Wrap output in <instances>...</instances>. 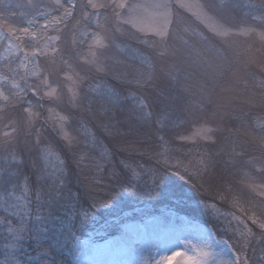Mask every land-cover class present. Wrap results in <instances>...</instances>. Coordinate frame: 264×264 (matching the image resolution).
<instances>
[{
    "label": "rangeland",
    "instance_id": "rangeland-1",
    "mask_svg": "<svg viewBox=\"0 0 264 264\" xmlns=\"http://www.w3.org/2000/svg\"><path fill=\"white\" fill-rule=\"evenodd\" d=\"M93 2L132 7L115 10L118 22L88 0H0V264H50L48 244L71 264H254L228 240L238 252L264 241V0ZM165 14L163 39L123 23ZM152 86L165 113L144 100ZM140 119L157 127L132 134ZM164 119L172 133L158 147ZM52 133L89 166L85 195L62 194L61 213L67 167ZM226 160L230 173L212 185Z\"/></svg>",
    "mask_w": 264,
    "mask_h": 264
},
{
    "label": "trees",
    "instance_id": "trees-1",
    "mask_svg": "<svg viewBox=\"0 0 264 264\" xmlns=\"http://www.w3.org/2000/svg\"><path fill=\"white\" fill-rule=\"evenodd\" d=\"M115 85L117 86V84H115ZM160 85H162V84H160ZM164 85L165 84L163 83L162 86H164ZM173 90L175 91V89H173ZM144 91H145V93L147 95L146 96V99H144V100L146 101V103L149 106V108L150 109H153V110H156V111H160L161 113H165V111H166L165 109H167V108H164L165 105H162L159 102H155L154 101V99H156L155 96H157V94L154 91H157V89L154 86H152V87H146L144 89ZM171 91L172 90L170 89V91L167 93L168 94L167 95L168 97H172L173 96V92H171ZM140 95L142 96L143 93L140 92ZM164 122H165V119L161 123V126L162 127H159L158 128V131H157V132L160 133V135H162L161 139H159L157 141H154L155 143H157L158 147L160 146L161 143H163V142L165 143V141H164L165 136L170 135V134H168L169 132L172 133V131H168L169 128L167 129L166 126H164ZM117 124L118 125H117L116 128H118L119 125L122 126L123 125V122L122 121H120V122L118 121ZM44 126H46L45 128H47L48 125H44ZM156 127H157V125L154 124L153 122H148L145 119L144 120L143 119H140L135 124V126L132 127L130 130H131V133L134 134V131L136 129H138V128H140V130H138V131H142V132L143 131H147V132H150L153 128H156ZM152 135L153 134H150L151 139H152ZM50 137H51V139H54L55 140L56 146L61 150V154L66 159V167L67 168H65V170L63 171L64 172V176H65V181H62L61 180L62 181L61 189H60L61 196H60L59 200L56 201V203H57V211H56V213H61L62 210L64 212L65 211H68V209H64V208L61 207V205L64 204V201H63V195L64 194H68V195L74 194L75 196H81V197L85 195L84 194L85 191L83 189V185H84V181H85V177L86 176H84L82 172H85V169L84 168H89V166L87 165L86 162L85 163L82 162V160L80 159L81 156L77 155V157H75L73 155V152H75V151L67 150L66 147H65V145H64V143H63V141L60 139V137L58 135L52 133ZM104 140H105L104 144L107 146L108 149L109 148L111 149V152L114 154V158H121V155H122V153L124 151L120 147H117L116 143L118 144L119 142H116L115 143L114 140H108V139H104ZM153 140H155V138ZM172 140H173V138H172ZM167 145L175 150V151H173L171 149V150H169L170 152H172V153L173 152H176L178 155H182V157L185 158V160L189 164H193V161H194V157L193 156L195 154L185 153V152H182V150L181 151L179 150V152H178L177 143L175 144V142H169V143H167ZM127 155L128 156L131 155L132 158L134 157L133 156V153H131V154L129 153ZM240 156H241V158L238 159V160H241V162L239 164L245 163V160L244 159L247 158V155L246 154L245 155L242 154ZM145 157L147 158L148 156H145ZM133 160L136 161V162H134V161L131 162L132 166L137 167L136 164L139 163L141 160H139L136 157H134ZM226 162L227 163H224L225 164V166L223 167L224 169H221V167L218 168V169L217 168L214 169L215 174H213L212 175V178L209 179V181L212 180L211 181L212 185L213 184H217L218 183V180H223L226 176H228L227 173H230V170L229 169L231 168V166L229 165L228 160H226ZM23 164H25V163H23ZM252 169H253L252 166H248L247 167V170L249 172H251ZM105 172L108 173L107 171H105ZM232 172H233V170H232ZM110 173H111V175L114 178H116V174H119L117 171H115L114 173L111 171ZM122 173L125 174L123 170H122ZM25 174L26 173H24V175ZM108 175H109V173L106 174V175H103V177H106ZM5 176H6V173H3L0 176V179H2L4 181V182L1 181L2 183H6V181H7L5 179ZM112 176H111V178L114 179ZM206 176L207 175L205 174L203 176V178H205ZM29 179H30V184L33 185V186H36L38 183H40L39 181H37L38 180V177L35 175V173H32V175H31V177ZM115 182L122 189H124L125 187H129L130 184H131V180H127L126 177L124 179H121V180H119V177H118V178H116ZM209 185H210V183H209ZM209 189H210V191L213 192L212 187H210ZM217 190H218V188L215 191H217ZM220 191L221 190H218V192H220ZM66 201L67 202H70L71 200L70 199H67ZM214 201L217 204H222V206L224 204L225 207H229V205H230V204L228 205V203H226L224 201H221V200H218V199H214ZM95 205L98 206V204H96V203H95ZM225 207L223 206V208H225ZM230 207H232V206L230 205ZM225 209H227V208H225ZM74 212H75V210H74ZM205 223H204V225L210 226L208 224L209 223L208 221L205 222ZM54 226L55 225L53 224V227L50 230H48V231H47V227L45 226L46 228L45 229H42L41 228V231H42V233L54 232V230H55L54 229ZM57 233L59 235L62 232L57 231ZM43 239H45V240L40 241V244H42V248L40 249V252L41 253L44 252L45 246L48 244V240H49L47 237H44ZM228 241L230 242L229 243L230 247L232 248V250L235 253H237V254L245 253L247 255V258L250 260L251 263L254 262V264H264V241H262L260 239L256 240V238L253 237V238L250 239L249 246L246 245L244 251L242 250L241 252H238V248L236 246H234V242L233 241H231V240H228ZM24 250H25V248H24ZM48 250L49 251H47L46 254H42L41 255V258L42 259H45L48 263H50V264H71V260H70L69 256H67L68 253H66V250H62L61 252H59L57 247H55V246L52 247L49 244H48ZM28 255H29V253H26V256L23 255L22 256V259L25 260V257H27ZM30 259H31V257H30ZM28 262H30V261L28 260Z\"/></svg>",
    "mask_w": 264,
    "mask_h": 264
},
{
    "label": "snow or ice",
    "instance_id": "snow-or-ice-1",
    "mask_svg": "<svg viewBox=\"0 0 264 264\" xmlns=\"http://www.w3.org/2000/svg\"><path fill=\"white\" fill-rule=\"evenodd\" d=\"M87 7H91L92 9H97L98 7L99 8H113V16L115 19H117V21L119 22V18L121 16V14L119 12H116L115 10L116 9H125V8H128L129 10H131V5H127L125 3H114V4H101V5H97L96 3L93 2V0H88V4L86 5ZM181 7H183L184 5L181 4L180 5ZM156 8L160 9V8H163V9H168L170 7H172L171 3H170V0H166V2L164 3H160V4H157L155 5ZM65 15H68L67 11L65 12ZM207 18V17H205ZM167 19V14H165L163 17H161V21L156 24V25H153V24H147L145 23L144 20L142 19H137V18H134L132 16H128L126 19L123 20V23L124 24H130L132 29H135L136 32L138 33H145L146 31H151L153 32V34L155 36H158L160 37L161 39H163V37L166 35V32H167V25L166 23H164L163 21H166ZM27 31V30H25ZM262 39H264V36H262ZM96 43H100L101 41L97 40L95 41ZM144 43H148L147 40H144L143 41ZM264 86V85H262ZM262 112H264V102H262V106H261V109H260ZM247 118V117H246ZM249 123H251V121L249 120ZM262 135L259 137V140L261 143H264V126L261 127L260 129ZM254 219V218H253ZM254 221L256 222V220L254 219ZM259 226L264 229V222H260L259 223ZM249 232V235H251V230H248Z\"/></svg>",
    "mask_w": 264,
    "mask_h": 264
}]
</instances>
